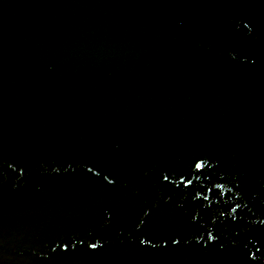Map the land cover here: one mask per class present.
I'll list each match as a JSON object with an SVG mask.
<instances>
[{
    "label": "water",
    "instance_id": "obj_1",
    "mask_svg": "<svg viewBox=\"0 0 264 264\" xmlns=\"http://www.w3.org/2000/svg\"><path fill=\"white\" fill-rule=\"evenodd\" d=\"M0 264H264V0H0Z\"/></svg>",
    "mask_w": 264,
    "mask_h": 264
}]
</instances>
